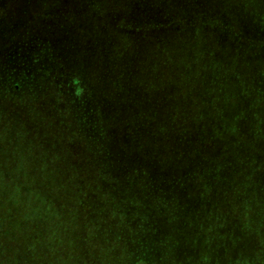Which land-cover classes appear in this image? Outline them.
Masks as SVG:
<instances>
[{
	"label": "trees",
	"instance_id": "1",
	"mask_svg": "<svg viewBox=\"0 0 264 264\" xmlns=\"http://www.w3.org/2000/svg\"><path fill=\"white\" fill-rule=\"evenodd\" d=\"M48 1L0 0V264H173L192 193L264 264V0Z\"/></svg>",
	"mask_w": 264,
	"mask_h": 264
},
{
	"label": "rangeland",
	"instance_id": "2",
	"mask_svg": "<svg viewBox=\"0 0 264 264\" xmlns=\"http://www.w3.org/2000/svg\"><path fill=\"white\" fill-rule=\"evenodd\" d=\"M28 2V1H26ZM24 1H19V0H2V4L7 5V8L4 9L3 12H7L9 13V18L11 19H16L17 17V12L16 10H19L22 8L23 5H25ZM31 6L32 11H34V13L36 11L39 10L40 6L42 5L43 7L46 6L48 3H50L48 0H34L32 2H28ZM124 3V2H123ZM17 4V7L14 8L16 10H9L11 8H13L14 5ZM112 2L107 1V3L105 2L104 5V9L106 10V7L108 9H111L112 7ZM125 6V4H124ZM128 9V8H127ZM129 9L132 10V16H133V12H135L136 7L132 8L131 5H129ZM0 12L1 9H0ZM3 12L0 13V17H3ZM136 16L138 17V15L140 14L138 11L135 12ZM28 17V16H26ZM44 18V16H43ZM45 19V18H44ZM9 19H7L6 21H8ZM28 21V20H27ZM26 21V22H27ZM23 23V24H26ZM38 27H39V23H41L39 20L38 22ZM21 26V24H20ZM114 37V32L112 34H110V38ZM35 43L31 44L30 46H34ZM40 46H45V43H40ZM96 47V46H93ZM3 50L6 52V48L3 46ZM25 50L21 51V54L24 56L27 53L25 52ZM9 52H6V56H8ZM52 143H54L55 145H57L58 147H62V140H53ZM47 144L51 145V142L49 141V139H47ZM186 200H193L191 203L188 202L187 203H183V205H185L184 208L179 209L181 211V214H183V218L185 219V223H184V235H181L180 237V241H183V239L185 238L186 241V245L184 247V249L179 248L177 253L175 254V259L173 261V264H225V261L223 260V258L219 255L220 251L224 248L225 244L218 248V246L216 245L215 248V242H213L211 235L215 234L216 232H210V224L209 222H211V218L209 219V200H205L204 198H201L200 196L197 195V193H192L190 195H188V197H186ZM182 204V203H181ZM53 218H55L54 220H58V216L55 214V216L52 215ZM62 220V219H61ZM65 222L61 223V230L60 231V235H63L62 232V226L64 227ZM232 236H227V241L231 238ZM63 239V238H62ZM221 239L222 240H225ZM241 240V239H238ZM236 240V241H238ZM179 241V242H180ZM226 241V242H227ZM225 242V243H226ZM183 244V243H181ZM218 250V251H216ZM242 263L244 262V259L241 260ZM240 261H238L237 264H239ZM61 263V261H60Z\"/></svg>",
	"mask_w": 264,
	"mask_h": 264
}]
</instances>
